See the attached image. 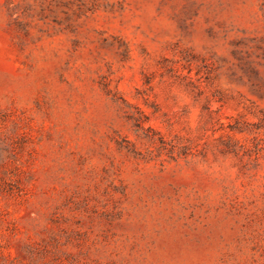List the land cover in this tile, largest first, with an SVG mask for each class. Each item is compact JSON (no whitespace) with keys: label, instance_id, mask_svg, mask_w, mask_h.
Returning a JSON list of instances; mask_svg holds the SVG:
<instances>
[{"label":"rangeland","instance_id":"rangeland-1","mask_svg":"<svg viewBox=\"0 0 264 264\" xmlns=\"http://www.w3.org/2000/svg\"><path fill=\"white\" fill-rule=\"evenodd\" d=\"M0 264H264V0H0Z\"/></svg>","mask_w":264,"mask_h":264}]
</instances>
